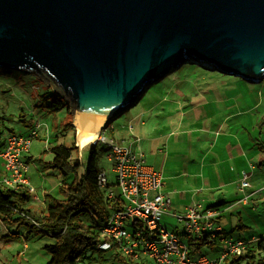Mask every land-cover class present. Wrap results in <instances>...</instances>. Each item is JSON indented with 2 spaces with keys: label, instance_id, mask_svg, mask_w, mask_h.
<instances>
[{
  "label": "water",
  "instance_id": "water-1",
  "mask_svg": "<svg viewBox=\"0 0 264 264\" xmlns=\"http://www.w3.org/2000/svg\"><path fill=\"white\" fill-rule=\"evenodd\" d=\"M190 58L261 83L264 0H0V67L53 80L83 129Z\"/></svg>",
  "mask_w": 264,
  "mask_h": 264
},
{
  "label": "crops",
  "instance_id": "crops-1",
  "mask_svg": "<svg viewBox=\"0 0 264 264\" xmlns=\"http://www.w3.org/2000/svg\"><path fill=\"white\" fill-rule=\"evenodd\" d=\"M185 76L188 75L179 76L173 85H164L163 91L151 94L146 100L142 95L135 102L138 108L124 121L109 123L107 133L143 152L146 162L163 173L162 190L172 193L170 207L164 214L174 226L172 231L183 233L177 229L182 223L180 216L191 206L201 204L202 211L219 208L218 224L233 237L235 212L244 218L251 213L246 207L256 210L264 194V84L259 88L255 86L258 83L226 74L200 73L192 77L193 81H184ZM41 116H34L36 121L17 133H28ZM71 122L76 136L79 135L74 116ZM44 130L50 137L47 149L51 147L52 130L42 124L40 136L25 154L29 166L44 159L45 147L40 150L41 144L37 142L46 138ZM36 168L39 170L37 165ZM31 169L27 172L29 187L36 180L30 178ZM243 170L252 173L251 186L245 192L240 188ZM3 173L4 163L0 159V176ZM59 186L57 183L44 189L40 196L32 192L35 205L28 203L25 207L34 215H44L52 199L50 191L58 190ZM245 194L249 196L247 199ZM226 214H230L231 220ZM229 221L230 231L226 229ZM261 236L264 233L244 238Z\"/></svg>",
  "mask_w": 264,
  "mask_h": 264
},
{
  "label": "trees",
  "instance_id": "trees-1",
  "mask_svg": "<svg viewBox=\"0 0 264 264\" xmlns=\"http://www.w3.org/2000/svg\"><path fill=\"white\" fill-rule=\"evenodd\" d=\"M189 61L184 64H199L203 69L221 72V70L215 69L216 64L192 63L195 61L194 58H190ZM176 68L178 66L171 68L168 74ZM0 69L4 72H12L11 69ZM183 71L201 72L191 66L187 70L183 68L176 72ZM162 85H164L162 82L158 84V86ZM42 96L38 106L43 107L47 113H56L64 108L71 111L68 101L54 91L50 90ZM28 115L26 110L20 115L22 118L20 120L24 122L25 126H30L33 122L31 115L29 118ZM3 117L7 118V116ZM70 126L75 129L72 122L67 124L66 129ZM2 133L3 131L0 132V135ZM13 133L17 132L12 128L11 134ZM98 144L99 142L90 148V155L83 164L82 170L79 157H75L73 153L78 147L76 141L73 146L64 143L52 146L49 149L53 155L52 159L39 161L44 168L58 170L62 175L59 186L61 197L52 195L46 213L37 216L31 209L25 207L33 197L28 186L23 185L18 189L1 188L0 217L7 220L16 212L17 219H21V222H27L30 227L38 228L46 235L54 237L55 242L45 245V249L52 255L47 264H156L145 255H141L139 259L133 258L115 243L107 249L100 247V243L105 240L104 228L109 217L115 210L123 206V199L120 195L110 198L109 189L112 186L109 184L108 187L103 188L98 183V176L103 170L98 163L99 154L96 150ZM230 235L231 233L224 229L216 234L190 235L187 238L190 256L196 258L209 255L204 247L213 248ZM224 264H264V236H261L257 242L249 244L247 250L241 255L229 256Z\"/></svg>",
  "mask_w": 264,
  "mask_h": 264
},
{
  "label": "built area",
  "instance_id": "built-area-1",
  "mask_svg": "<svg viewBox=\"0 0 264 264\" xmlns=\"http://www.w3.org/2000/svg\"><path fill=\"white\" fill-rule=\"evenodd\" d=\"M42 123L38 122L26 134L13 133L7 136L5 147L0 150V159L4 161V173L0 176V189H18L29 187L27 172L29 163L25 154L32 148L33 142L40 136ZM104 144L108 149V159L113 164L117 185L121 189L123 206L115 210L104 228L105 240L100 247L107 249L117 244L122 250L135 259L145 255L156 264H224L229 256L241 255L249 244L259 238L245 239L228 236L223 240L225 249L219 257L202 255L190 256L187 238L190 235L202 236L206 233L216 234L223 227L218 224L221 214L219 208L201 210V204L191 206L180 216L184 224L183 233L168 230L162 223L164 214L171 204V192L162 190L164 175L146 162L143 152L136 151L130 145L118 142L105 132H99L93 143ZM80 157L83 161V150L80 146ZM80 160V161H81ZM81 161V162H82ZM251 171L243 170L240 188L245 192L251 186ZM100 187H108L109 180L105 170L98 176ZM34 192L33 187H29ZM110 198L117 194L109 189ZM245 199L249 196L244 195Z\"/></svg>",
  "mask_w": 264,
  "mask_h": 264
},
{
  "label": "rangeland",
  "instance_id": "rangeland-1",
  "mask_svg": "<svg viewBox=\"0 0 264 264\" xmlns=\"http://www.w3.org/2000/svg\"><path fill=\"white\" fill-rule=\"evenodd\" d=\"M196 67L201 74H209V75H218L224 74L219 71H209L207 69H203L199 64H184L176 69L173 72L169 73L166 77L162 78L160 82L154 83L146 92L143 94L144 100H146L151 94L159 91H163L164 85L170 86L173 85L174 81L183 75L185 76V80L193 81L192 77L195 75H199L192 71H183L177 73L178 69L187 70L188 67ZM1 68V67H0ZM3 69V68H2ZM12 70V69H11ZM217 73V74H216ZM163 83L164 85L158 86L159 83ZM264 83L255 84V86H263ZM54 91L55 93H59L61 89L56 86V84L51 79H47L42 75L32 74V73H24L17 70H12V72H4L0 69V132L3 133L0 135V150L3 149L5 138L8 134H11V129H15L16 132L24 131L28 128L25 126L24 122L21 121V114L26 113L28 118L31 115L41 116L43 113H47L43 107H39V103L42 95L48 91ZM61 95V94H60ZM62 96V95H61ZM63 97V96H62ZM138 108V104L133 105L129 110L123 113L121 116L116 118L113 123L118 124L124 121L129 117L131 112ZM3 116H7L4 118ZM33 118V121H36V118ZM74 116L73 108L71 105V111H68V108H64L56 113H48L45 117H39L38 121L43 125L49 127L52 130V138L50 141L51 147L56 144H66L68 146H73L76 141L75 130L70 126L66 129V126L69 122H71V118ZM37 121V122H38ZM75 124H78L75 121ZM77 126V125H76ZM78 127V126H77ZM80 127V126H79ZM79 129V128H78ZM260 132V128L258 129ZM45 137L43 140H37L41 145L39 149L42 150L44 147L45 151H43L42 160L49 161L52 159L53 155L51 151L47 149V141H49V134L44 130ZM105 134L110 136V132L107 133V129L105 130ZM79 142V138L78 141ZM77 144V143H76ZM79 147V145L77 144ZM94 144H90L83 150V161L81 162V170L83 169V164L86 162L87 157L90 155L91 147ZM50 147V148H51ZM76 148L73 153L75 157H80V149ZM96 150L99 154L98 163L99 166L106 171L109 184L112 186L113 190L117 195H121V189L117 185V180L115 176V172L113 171V164L108 159V149L107 147L99 143L96 147ZM1 163L4 161L1 159ZM36 165L39 167V170L36 168ZM31 173L30 178H36L30 187H33L34 194L41 195L44 189H50V187H54L57 183L58 185L61 183L62 175L58 170L44 168L42 164L32 163L30 166ZM41 175V176H39ZM45 176V177H44ZM44 177V178H42ZM50 192L53 193L56 197H61L59 189H52ZM50 201V200H49ZM30 206L35 205V201L31 200L29 202ZM247 211H251L250 214L244 216V218L240 217L238 213L235 212V223L233 227H235L234 238L237 237H247L252 238L253 234L256 236H260L264 233V194L259 198V205L256 207V210H252V207H246ZM166 215L162 218V223L165 224L171 230L174 226H172L170 221L166 220ZM226 217H229L231 220L230 214H226ZM18 215L12 214L11 218L4 220L0 217V264H47L52 255L45 249V245L55 242V238L49 235H46L44 232L39 230L38 228H32L27 222H21V219L18 220ZM29 220V218H28ZM226 222V220L224 221ZM230 221L227 222L226 229L230 231L231 225ZM179 230L184 231L183 224L181 223L177 228ZM251 236V237H250ZM225 249L224 242L219 245L211 248L210 246L204 247L208 256L210 257H219L221 253ZM154 260H152L153 262Z\"/></svg>",
  "mask_w": 264,
  "mask_h": 264
},
{
  "label": "bare ground",
  "instance_id": "bare-ground-1",
  "mask_svg": "<svg viewBox=\"0 0 264 264\" xmlns=\"http://www.w3.org/2000/svg\"><path fill=\"white\" fill-rule=\"evenodd\" d=\"M78 128H79V135H78L79 144L83 148L95 142V140L98 138V134L101 129L99 126H92V125L86 127V129L85 128L83 129L81 125H78Z\"/></svg>",
  "mask_w": 264,
  "mask_h": 264
}]
</instances>
